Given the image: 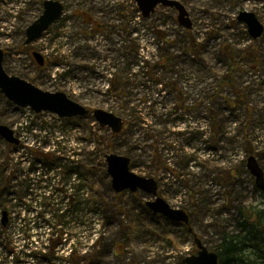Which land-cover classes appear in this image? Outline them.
Masks as SVG:
<instances>
[{
    "label": "rangeland",
    "instance_id": "1",
    "mask_svg": "<svg viewBox=\"0 0 264 264\" xmlns=\"http://www.w3.org/2000/svg\"><path fill=\"white\" fill-rule=\"evenodd\" d=\"M44 1L0 0L4 70L123 126L36 114L0 94V123L20 140L0 137V264H185L195 237L216 252L223 235L243 234L240 211L264 212L246 167L252 154L264 171V32L253 39L237 16L264 26V0H178L190 28L161 5L143 17L134 0H57L60 17L24 45ZM110 153L155 179L188 224L152 212L142 191L114 192Z\"/></svg>",
    "mask_w": 264,
    "mask_h": 264
},
{
    "label": "water",
    "instance_id": "2",
    "mask_svg": "<svg viewBox=\"0 0 264 264\" xmlns=\"http://www.w3.org/2000/svg\"><path fill=\"white\" fill-rule=\"evenodd\" d=\"M143 17H148L158 5L173 8L177 11L178 23L185 27H191L188 12L185 6L178 0H134ZM43 11L25 31L24 44H29L41 36L48 26L62 13L63 5L57 0H45ZM238 21L246 24L249 34L256 39L264 32V26L254 12L241 11L237 16ZM32 55L39 63L43 64V57L38 52ZM4 52L0 49V93L9 101L19 107H30L36 113L46 111L58 115L61 118L86 116L91 114L95 122L101 127H108L113 133L120 132L122 119L102 109L90 111L80 103L69 98L62 91L43 90L31 82L17 76L9 75L3 68ZM0 137L10 144H17L14 131L7 125L0 123ZM106 171L110 177L111 187L114 192L124 190L130 192L142 191L151 199L146 200L145 205L154 213L162 215L172 221L188 224L187 212L180 208H174L158 195V183L153 178L140 176L130 169V158L127 156L110 153L106 157ZM246 167L254 177L255 186L264 194V171L258 164L254 155L250 154L246 160ZM6 216V213H4ZM4 218L3 223H5ZM197 252L183 259L185 264H218V255L209 250L198 237L194 238Z\"/></svg>",
    "mask_w": 264,
    "mask_h": 264
},
{
    "label": "trees",
    "instance_id": "3",
    "mask_svg": "<svg viewBox=\"0 0 264 264\" xmlns=\"http://www.w3.org/2000/svg\"><path fill=\"white\" fill-rule=\"evenodd\" d=\"M89 24L96 27L92 19ZM239 230L243 234L223 235L218 249V264H264V212L240 211Z\"/></svg>",
    "mask_w": 264,
    "mask_h": 264
},
{
    "label": "flooded vegetation",
    "instance_id": "4",
    "mask_svg": "<svg viewBox=\"0 0 264 264\" xmlns=\"http://www.w3.org/2000/svg\"><path fill=\"white\" fill-rule=\"evenodd\" d=\"M24 45H27V44H24ZM5 52V51H4ZM4 55H5V53H4ZM31 55H32V53H31ZM35 59V58H34ZM36 61V60H35Z\"/></svg>",
    "mask_w": 264,
    "mask_h": 264
}]
</instances>
